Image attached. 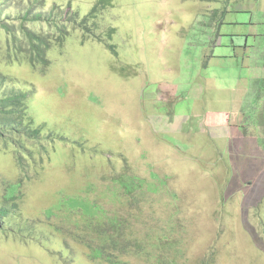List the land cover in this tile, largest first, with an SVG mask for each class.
<instances>
[{"label":"rangeland","instance_id":"1","mask_svg":"<svg viewBox=\"0 0 264 264\" xmlns=\"http://www.w3.org/2000/svg\"><path fill=\"white\" fill-rule=\"evenodd\" d=\"M97 2L45 9L87 15ZM101 20L104 44L75 32L42 73L9 69L58 137L24 186V215L74 193L129 221L143 247L132 264H264V0H111ZM15 173L0 155V179ZM123 174L138 178L136 201L113 194ZM36 228L39 242L52 234ZM7 239L0 264H106L70 236L69 255L58 240Z\"/></svg>","mask_w":264,"mask_h":264},{"label":"trees","instance_id":"2","mask_svg":"<svg viewBox=\"0 0 264 264\" xmlns=\"http://www.w3.org/2000/svg\"><path fill=\"white\" fill-rule=\"evenodd\" d=\"M110 2L98 0L87 15H81L72 3H67L64 9L57 5L47 10L45 0H0V155L11 156L16 171L0 179V240L34 243L44 250L48 249L49 240H58L63 253L69 255L73 253L70 236L88 249L93 261L132 264L124 257L143 247L132 238L129 221L117 214L110 216L105 207L88 201L87 196L61 193L57 204L43 209L34 223L20 208L25 184L38 177L45 161L42 160L49 153L48 145H53L58 137L44 135V129L30 115L29 91L21 88L9 69L25 64L42 73L51 64L49 52L63 47L75 32H80L84 41L94 39L104 44V39L111 40L112 29L105 35L99 32L103 11ZM107 47L114 51L112 44ZM125 178L128 187L123 184ZM135 179L137 176L130 174L113 178L114 196L123 194L133 201L139 199L133 187ZM53 219L63 223L53 224ZM40 225L52 232L44 234L48 243L38 240L41 233L36 227Z\"/></svg>","mask_w":264,"mask_h":264}]
</instances>
